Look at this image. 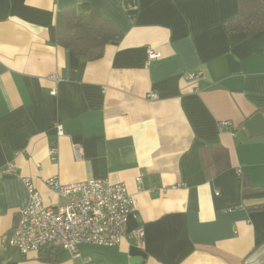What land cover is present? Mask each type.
I'll use <instances>...</instances> for the list:
<instances>
[{"label": "crops", "instance_id": "0c3cea01", "mask_svg": "<svg viewBox=\"0 0 264 264\" xmlns=\"http://www.w3.org/2000/svg\"><path fill=\"white\" fill-rule=\"evenodd\" d=\"M69 12L122 38L76 58L56 43ZM236 14V0H0V264H264V136L242 127L264 116V32L227 34ZM52 177L125 183L143 248L125 237L44 262L8 246L29 202L24 178L44 205L66 202Z\"/></svg>", "mask_w": 264, "mask_h": 264}, {"label": "built area", "instance_id": "2783aa9c", "mask_svg": "<svg viewBox=\"0 0 264 264\" xmlns=\"http://www.w3.org/2000/svg\"><path fill=\"white\" fill-rule=\"evenodd\" d=\"M157 57L154 51L148 52L150 60ZM184 77L188 81L198 80L202 72L188 73ZM53 79L56 81V77ZM51 93L55 94V91ZM147 98L155 100L157 97L149 93ZM229 127L231 123L228 121L220 123L221 130ZM55 130L58 136L63 134L60 124H55ZM73 153L79 158L81 147L74 146ZM57 158L58 150L50 149L49 159L54 162ZM11 169L9 165L8 170ZM23 183L29 194V202L19 212L10 235L2 239L21 255L39 253L45 247H53L75 258L81 245L111 248L119 245L125 237L143 248V227L136 225L130 230L127 228L129 217L137 219L138 206L125 183L112 184L106 179H88L62 184L57 177H52L46 181L47 188L66 201L56 206L43 204L31 179L24 178Z\"/></svg>", "mask_w": 264, "mask_h": 264}, {"label": "trees", "instance_id": "16d2710c", "mask_svg": "<svg viewBox=\"0 0 264 264\" xmlns=\"http://www.w3.org/2000/svg\"><path fill=\"white\" fill-rule=\"evenodd\" d=\"M236 7V16L225 22L227 34L252 36L264 32V0H236ZM121 38L122 34L112 23L95 14L76 16L69 12L56 28L57 45L72 52L76 58L99 59L107 44L119 42ZM242 187L243 190L248 188L244 182ZM255 192L256 196L264 194L261 190ZM57 257V249L53 247H45L39 252V258L44 262H52Z\"/></svg>", "mask_w": 264, "mask_h": 264}, {"label": "water", "instance_id": "95a60500", "mask_svg": "<svg viewBox=\"0 0 264 264\" xmlns=\"http://www.w3.org/2000/svg\"><path fill=\"white\" fill-rule=\"evenodd\" d=\"M242 127L252 137L264 136V116L257 113L249 118ZM129 264H143V262L140 258H132Z\"/></svg>", "mask_w": 264, "mask_h": 264}]
</instances>
